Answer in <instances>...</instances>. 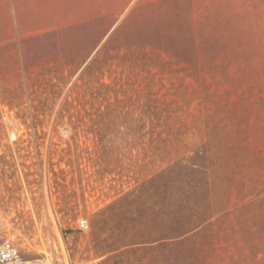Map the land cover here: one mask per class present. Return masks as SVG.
Returning <instances> with one entry per match:
<instances>
[{
	"label": "rangeland",
	"instance_id": "1",
	"mask_svg": "<svg viewBox=\"0 0 264 264\" xmlns=\"http://www.w3.org/2000/svg\"><path fill=\"white\" fill-rule=\"evenodd\" d=\"M4 241L49 264H264V0L144 2L79 70L2 48Z\"/></svg>",
	"mask_w": 264,
	"mask_h": 264
},
{
	"label": "crops",
	"instance_id": "2",
	"mask_svg": "<svg viewBox=\"0 0 264 264\" xmlns=\"http://www.w3.org/2000/svg\"><path fill=\"white\" fill-rule=\"evenodd\" d=\"M148 1L222 0H0V52L29 71L82 69Z\"/></svg>",
	"mask_w": 264,
	"mask_h": 264
},
{
	"label": "built area",
	"instance_id": "3",
	"mask_svg": "<svg viewBox=\"0 0 264 264\" xmlns=\"http://www.w3.org/2000/svg\"><path fill=\"white\" fill-rule=\"evenodd\" d=\"M83 228L88 227L86 221H81ZM0 264H49L43 257L26 259L21 251L10 241L0 243Z\"/></svg>",
	"mask_w": 264,
	"mask_h": 264
}]
</instances>
